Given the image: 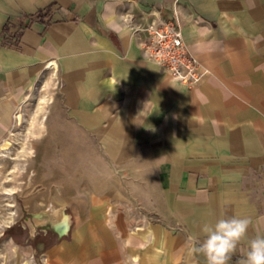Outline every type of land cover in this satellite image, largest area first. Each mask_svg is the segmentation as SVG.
<instances>
[{
  "label": "crops",
  "instance_id": "1",
  "mask_svg": "<svg viewBox=\"0 0 264 264\" xmlns=\"http://www.w3.org/2000/svg\"><path fill=\"white\" fill-rule=\"evenodd\" d=\"M153 13L208 70L194 88L144 53ZM30 110L56 113L50 190L0 224V264H206L202 226L248 217L238 264L264 235V0H0V115Z\"/></svg>",
  "mask_w": 264,
  "mask_h": 264
},
{
  "label": "rangeland",
  "instance_id": "2",
  "mask_svg": "<svg viewBox=\"0 0 264 264\" xmlns=\"http://www.w3.org/2000/svg\"><path fill=\"white\" fill-rule=\"evenodd\" d=\"M48 16L49 11L45 9L34 15L11 17L2 32V46L18 47L23 30L34 21L47 20ZM47 105L49 107L50 103ZM38 108L39 105L35 109ZM56 121V113L31 110L29 113L0 115V224L4 228L11 225L6 223L8 219H11L10 223L18 221L21 224L27 217L25 195L35 196L42 190H50L41 182L39 163L42 157L53 158L54 151L45 146L55 141ZM52 177L51 172L45 176L48 180ZM14 210L20 213L13 215ZM12 216H15L14 220Z\"/></svg>",
  "mask_w": 264,
  "mask_h": 264
},
{
  "label": "built area",
  "instance_id": "3",
  "mask_svg": "<svg viewBox=\"0 0 264 264\" xmlns=\"http://www.w3.org/2000/svg\"><path fill=\"white\" fill-rule=\"evenodd\" d=\"M145 32L144 53L159 64L168 75L194 88L208 74V70L193 55L183 38L181 28L158 13L142 27Z\"/></svg>",
  "mask_w": 264,
  "mask_h": 264
},
{
  "label": "clouds",
  "instance_id": "4",
  "mask_svg": "<svg viewBox=\"0 0 264 264\" xmlns=\"http://www.w3.org/2000/svg\"><path fill=\"white\" fill-rule=\"evenodd\" d=\"M251 219L248 217H225L215 224L201 228L203 240L191 242L190 251L201 254L206 264H228L238 246L247 238ZM238 264H264V235L248 239L246 254Z\"/></svg>",
  "mask_w": 264,
  "mask_h": 264
},
{
  "label": "trees",
  "instance_id": "5",
  "mask_svg": "<svg viewBox=\"0 0 264 264\" xmlns=\"http://www.w3.org/2000/svg\"><path fill=\"white\" fill-rule=\"evenodd\" d=\"M15 232H17L19 234H15ZM6 235L15 236L17 238V240H19V239H23L25 237V232L23 230H21L19 227L15 226V227H12L10 230H8L6 232Z\"/></svg>",
  "mask_w": 264,
  "mask_h": 264
},
{
  "label": "bare ground",
  "instance_id": "6",
  "mask_svg": "<svg viewBox=\"0 0 264 264\" xmlns=\"http://www.w3.org/2000/svg\"><path fill=\"white\" fill-rule=\"evenodd\" d=\"M62 216V215H61Z\"/></svg>",
  "mask_w": 264,
  "mask_h": 264
}]
</instances>
